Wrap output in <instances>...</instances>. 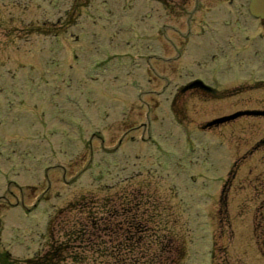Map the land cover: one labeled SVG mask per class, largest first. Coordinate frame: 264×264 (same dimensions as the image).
Returning a JSON list of instances; mask_svg holds the SVG:
<instances>
[{"label":"rangeland","instance_id":"obj_1","mask_svg":"<svg viewBox=\"0 0 264 264\" xmlns=\"http://www.w3.org/2000/svg\"><path fill=\"white\" fill-rule=\"evenodd\" d=\"M248 2L0 0V251L15 253L12 264H28L47 242L49 227L55 234L65 218H76L75 210L74 216L55 211L116 182L159 206L149 213L158 227L153 233L174 232L169 236L181 240L174 247L186 257L181 264L210 263L215 223L210 264H264V244L256 243L264 242V193L259 201L251 198L264 190V117L251 115L264 109V89L235 93L264 83V22L250 17ZM58 19L60 30L41 27ZM228 22H239L237 33L227 34L233 38L223 32ZM209 24L219 28L211 43L212 33L198 34ZM34 30L64 34L48 41ZM258 36V45L244 38L257 45L258 57L245 55L254 68L238 44ZM136 60L138 71L130 62ZM191 79L227 98L178 94L177 109L188 113L182 121L176 108L173 117L170 100ZM222 119L232 121L203 131ZM99 154L105 156L95 158ZM164 156L171 160L164 163ZM242 158L237 168L234 160ZM132 159L126 171L114 169ZM111 170L121 178L108 181ZM231 174L220 208L218 194ZM239 181L249 190L240 193Z\"/></svg>","mask_w":264,"mask_h":264},{"label":"trees","instance_id":"obj_2","mask_svg":"<svg viewBox=\"0 0 264 264\" xmlns=\"http://www.w3.org/2000/svg\"><path fill=\"white\" fill-rule=\"evenodd\" d=\"M112 208L107 205L106 201L89 204L87 201L81 200L71 204L69 212L75 210L74 213L78 214L77 217H82L81 220L77 218L69 223L70 227L77 229L71 234L69 226L63 229L62 236L58 237L45 253L36 258L33 261L34 264H86L89 261L92 264H161L160 249H158L160 254L157 251H152L150 243L144 242L145 239L133 231V223H129L131 218L127 214L129 211H135L136 208L132 200H129L128 208L133 210L129 209L124 218L125 225L129 224L131 230L123 234L124 238L117 237L121 239L116 238L115 242L108 246V243L106 244L102 240L104 236L93 234L90 235L93 238V241L89 242L91 246L79 251L81 245L91 239L87 237V225L85 224L91 225V228L96 226L94 230L98 231L104 225L106 217L117 216L116 213H112ZM118 210L120 209L116 207L114 212H118Z\"/></svg>","mask_w":264,"mask_h":264},{"label":"water","instance_id":"obj_3","mask_svg":"<svg viewBox=\"0 0 264 264\" xmlns=\"http://www.w3.org/2000/svg\"><path fill=\"white\" fill-rule=\"evenodd\" d=\"M252 1H253V3L255 2V0H252ZM251 11H252V12L255 11L254 7H251Z\"/></svg>","mask_w":264,"mask_h":264},{"label":"bare ground","instance_id":"obj_4","mask_svg":"<svg viewBox=\"0 0 264 264\" xmlns=\"http://www.w3.org/2000/svg\"><path fill=\"white\" fill-rule=\"evenodd\" d=\"M245 116L249 117V114H244Z\"/></svg>","mask_w":264,"mask_h":264}]
</instances>
